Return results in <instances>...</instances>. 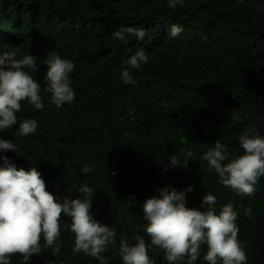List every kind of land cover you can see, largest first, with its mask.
Returning a JSON list of instances; mask_svg holds the SVG:
<instances>
[{"label": "trees", "instance_id": "obj_1", "mask_svg": "<svg viewBox=\"0 0 264 264\" xmlns=\"http://www.w3.org/2000/svg\"><path fill=\"white\" fill-rule=\"evenodd\" d=\"M172 24L183 28L176 38L169 35ZM127 26L143 28L148 36L143 41L130 36L127 44L112 38ZM16 48L18 58L28 52L37 57L33 76L41 84L44 108L22 104L17 125L0 132L20 154L0 151V156L17 168L35 167L59 201L82 198V184L94 190L93 218L116 229V246L103 253L106 264H124L121 236L135 243L140 234L150 243L142 204L169 185L177 191L192 186L188 207L200 208L202 195L209 193L216 197L217 214L231 203L247 264H264V176L253 196H242L222 185L200 159L216 140L240 154L239 136L248 128L264 136V0H183L176 9L168 0H0V53ZM141 48L148 62L128 69L136 83L126 85L120 78L125 61ZM48 50L76 65L71 105L57 108L43 92ZM27 118L38 128L20 136L19 122ZM188 150L196 154L191 160ZM173 154L187 165L165 171ZM85 165L93 171L82 173ZM249 207L251 219L244 214ZM70 222L62 216L57 253L48 248L26 264H99L73 252ZM204 250L195 264H207ZM149 255L153 264H168L155 247ZM11 262L21 264V258L12 256Z\"/></svg>", "mask_w": 264, "mask_h": 264}, {"label": "clouds", "instance_id": "obj_2", "mask_svg": "<svg viewBox=\"0 0 264 264\" xmlns=\"http://www.w3.org/2000/svg\"><path fill=\"white\" fill-rule=\"evenodd\" d=\"M183 0H168V7L176 9ZM183 31L182 26L172 24L169 35L176 38ZM143 41L148 33L139 27L127 26L112 33L114 40L124 44L129 37ZM19 48L0 53V132L17 125V113L27 102L35 110H43L41 84L34 79L38 71L37 57L28 53L17 56ZM145 49H138L125 61L127 67L121 72L124 84H135L131 69H141L148 62ZM47 65L46 86L49 100L57 108L71 105L75 99L70 74L75 63L62 58L55 50H48L43 59ZM234 119H241L239 113ZM38 123L27 118L19 122L18 133L28 136L36 131ZM186 138V137H185ZM240 154L234 155L229 148L216 140L212 147L200 157L207 162L209 170H214L222 185L242 196H253L259 179L264 176V136L248 128L239 136ZM0 151L19 153L18 146L10 139H0ZM189 160L196 154L188 150ZM4 166L0 167V264H12L11 257L19 255L21 264L43 250L52 249L53 254L60 249L62 216L70 218L69 230L74 235V253H83L106 264L103 253L108 247L116 246V229L95 220L91 213L94 190L82 184L78 191L83 197L65 196L59 201L47 190L41 173L31 167L17 168L7 156H0ZM187 165V164H186ZM181 166L178 156L169 157V167ZM93 166L85 165L82 173H91ZM194 189L191 185L177 191L172 186L157 188L158 195L147 198L142 204L143 218L147 221L145 236L137 234L135 243L127 236H121L118 253L124 264H153L149 255L155 247L163 252L168 264H195L201 257L207 264H247L245 247L239 239L238 213L231 203L223 205L219 213L215 207L217 200L212 194H203L200 208L188 207L186 193ZM134 197L129 195L128 206ZM245 216L252 217V209L244 210ZM43 239V244H41Z\"/></svg>", "mask_w": 264, "mask_h": 264}]
</instances>
